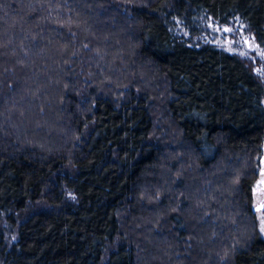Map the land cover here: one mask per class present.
Returning a JSON list of instances; mask_svg holds the SVG:
<instances>
[{"label":"trees","instance_id":"obj_1","mask_svg":"<svg viewBox=\"0 0 264 264\" xmlns=\"http://www.w3.org/2000/svg\"><path fill=\"white\" fill-rule=\"evenodd\" d=\"M210 24L264 49V0H0V264H264V81Z\"/></svg>","mask_w":264,"mask_h":264},{"label":"rangeland","instance_id":"obj_2","mask_svg":"<svg viewBox=\"0 0 264 264\" xmlns=\"http://www.w3.org/2000/svg\"><path fill=\"white\" fill-rule=\"evenodd\" d=\"M201 39L250 61L256 74L264 81V49L256 43L254 37L247 33L242 25L221 27L210 24ZM262 171H264V167ZM261 206H264V172L260 173L254 188V207ZM257 219L259 230L264 238V213L260 209L257 210Z\"/></svg>","mask_w":264,"mask_h":264},{"label":"water","instance_id":"obj_3","mask_svg":"<svg viewBox=\"0 0 264 264\" xmlns=\"http://www.w3.org/2000/svg\"><path fill=\"white\" fill-rule=\"evenodd\" d=\"M262 172H264V171H262ZM263 210L264 209V206H261V207H259V208H255V211H257V210Z\"/></svg>","mask_w":264,"mask_h":264}]
</instances>
